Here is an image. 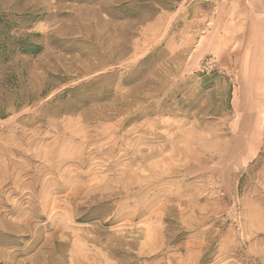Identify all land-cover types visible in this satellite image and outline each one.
<instances>
[{
  "label": "rangeland",
  "instance_id": "obj_1",
  "mask_svg": "<svg viewBox=\"0 0 264 264\" xmlns=\"http://www.w3.org/2000/svg\"><path fill=\"white\" fill-rule=\"evenodd\" d=\"M0 264H264V0H0Z\"/></svg>",
  "mask_w": 264,
  "mask_h": 264
},
{
  "label": "trees",
  "instance_id": "obj_2",
  "mask_svg": "<svg viewBox=\"0 0 264 264\" xmlns=\"http://www.w3.org/2000/svg\"><path fill=\"white\" fill-rule=\"evenodd\" d=\"M216 76H219L218 71H213L212 77H216ZM229 91H230V96H231L232 86Z\"/></svg>",
  "mask_w": 264,
  "mask_h": 264
}]
</instances>
